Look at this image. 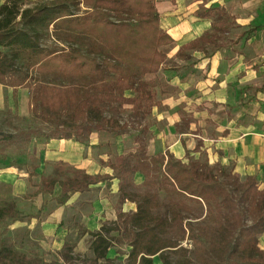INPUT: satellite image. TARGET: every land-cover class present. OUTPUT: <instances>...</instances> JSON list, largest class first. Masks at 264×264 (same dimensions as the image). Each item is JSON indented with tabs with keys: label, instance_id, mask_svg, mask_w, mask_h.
<instances>
[{
	"label": "rangeland",
	"instance_id": "374dc122",
	"mask_svg": "<svg viewBox=\"0 0 264 264\" xmlns=\"http://www.w3.org/2000/svg\"><path fill=\"white\" fill-rule=\"evenodd\" d=\"M5 1L0 0V4ZM51 1L25 0L24 3L25 6H34ZM202 1L206 3V0H154L163 28L174 30L179 23L176 21L167 25V19H181L184 22V26L180 27L183 34L194 26L193 22L187 21L192 9L203 5ZM73 12L81 15L84 10L73 7ZM235 19L228 11L219 9L214 21L228 23L227 33L206 31L203 35H208L207 39L203 40V35L198 37L193 47L183 49L179 55L178 42L162 46L167 57L159 72L134 77L132 88L123 93L115 83V72L109 66L117 60L95 35L59 23L42 31L40 42L43 47L57 53H81L93 60L98 70L92 74L46 72L37 64L30 67L32 61L24 56L16 61L0 82V264H70L62 258L61 251L68 238L75 240L77 222L97 230L102 223L115 220L119 212L136 210V204L124 199L119 189L113 193L116 190L114 182L111 188L103 182L79 192V195L73 192L64 205L57 199L61 193L59 184L55 186L54 194L47 192V186L42 193H37L42 185V176L62 180L73 176L78 169L67 163L42 158V146L46 141L61 137L67 130L90 146V152L105 167H120L125 161L135 163L142 158L149 176L138 172L131 180L121 181L118 178L119 187L124 184L126 191L134 195H153L155 213L169 222L179 212L184 222L191 221L196 226L207 227L206 236L209 239L219 234L218 223L222 222L229 228L230 239L239 234L241 226L253 224L256 218L253 208L241 201L239 183L245 175L236 172L233 164H223L214 158L213 153L221 154L218 148L210 145V135L215 137L220 117H238L240 122H245L247 118L251 120L252 115L248 111L240 109L237 112L234 107L246 106L256 99L257 89L264 84V74L256 76L250 88L243 89L244 96L235 106L228 108L229 105H226L225 109H220L219 104H215L210 112V99H202L209 94L210 85L202 89L196 82L208 79V66L200 71L190 69L199 56L209 57L218 44L239 41L242 30L234 25ZM123 21L135 22V19L124 14ZM210 35L215 37V43L210 42ZM252 38L249 35L245 42ZM3 50L11 52L9 48ZM232 51L243 55L248 63H255L253 66H260L257 62L261 56L257 49L243 46L232 48ZM138 91L154 92L158 105L148 108L136 101ZM198 95L199 98L194 97ZM87 103L99 106L105 117L118 120L123 128L113 130L84 113H76L71 118L69 112L74 107L84 108ZM170 153L175 159L191 162L203 171L207 166H213L216 179L234 199L240 218L233 216L230 204L223 201L222 196L206 201L177 191L161 165L152 160V157L168 158ZM112 171L116 174L114 169ZM235 173L239 174L238 180H234ZM254 174L258 177L260 188H263L264 168L256 169ZM44 203L47 204L46 209L31 218ZM96 208H99L96 216L90 217ZM82 212L85 215L80 216ZM63 220L65 225H61ZM68 226L72 229L71 236H68ZM114 234L118 235L117 232ZM163 236L180 239L181 245L188 248L187 257L192 264L222 260L219 253L210 248L209 239L206 240V249L198 251L192 240L187 235L182 239V233H177L171 224L164 230ZM90 240V236L85 235L78 242L75 253L90 259ZM258 242L264 249V233L258 236ZM4 247L8 250L2 253ZM130 250L131 246L126 242H119L110 249L109 256L117 257L121 264H129L127 254ZM167 254L172 260L180 257L174 251ZM154 261L155 264L162 263L158 256L154 257ZM90 264L94 262L90 261Z\"/></svg>",
	"mask_w": 264,
	"mask_h": 264
},
{
	"label": "trees",
	"instance_id": "16d2710c",
	"mask_svg": "<svg viewBox=\"0 0 264 264\" xmlns=\"http://www.w3.org/2000/svg\"><path fill=\"white\" fill-rule=\"evenodd\" d=\"M24 1L6 0L0 4V82L15 66L16 61L24 56L32 61L30 67L37 64L39 69L46 72L92 74L98 70L95 62L81 53H57L41 45L42 31L57 23L87 30L113 53L117 62L109 63V66L115 72V83L122 93L132 88L134 77L159 72L167 57L161 47L174 42L172 35L162 26L161 15L154 0H52L34 6H25ZM73 7L83 8L84 12L78 15L73 12ZM216 11L215 7L200 5L194 15L201 19H210ZM124 14L133 16L135 22L123 21ZM228 25L215 23L213 26L217 31L224 32ZM207 36L203 35L202 39H207ZM195 44V41H192L181 46L177 54ZM4 48H9L12 53H5ZM136 101L144 103L148 108L158 105L156 95L151 91H138ZM76 113H84L93 121L103 122L113 130L123 128L118 120L105 117L102 109L95 104L87 103L84 108L74 107L69 115L72 118ZM57 138L81 141L71 130ZM152 160L161 165L177 191L206 201L222 196L223 201L230 204L233 216L240 218L234 199L216 179L213 166H207L203 171L191 162L175 159L172 153L168 158L152 157ZM111 168L116 174H89L85 169H75L73 176H66L62 180L42 176V185L37 193H42L47 186V192L54 194L55 186L59 184L61 193L57 199L64 205L73 192H84L93 185L104 182L111 188L115 178L121 181L131 180L138 172L149 176L142 158L135 163L125 161L122 166ZM224 169L228 170L226 166ZM238 176L239 174L235 173L234 180H238ZM239 187L241 201L250 204L256 214L253 224L241 226L239 234L230 239L229 228L222 222L218 223L219 234L209 239L206 236L207 227L196 226L191 221L184 222L179 212H176L169 222L155 213L156 201L153 195L130 194L122 184L119 187L121 195L135 203L136 210L130 213L119 212L115 220L102 223L97 230H91L83 223L77 222L76 238L74 241L69 238L65 241L61 251L62 258L70 264H90V261L94 264H121L117 257L109 256V251L117 243L126 242L131 246L127 254L129 264H155V256L161 259V264H192L187 257L188 248L181 245L180 239L163 236L164 230L171 224L177 233H182V239L187 235L198 251L205 250L206 240H210V248L222 258L221 261L210 264H264V249L260 248L258 242V236L264 233V187L260 188L255 174H246ZM46 207L47 204L44 203L38 213L30 217H37ZM83 215L85 213H80V216ZM61 225H65L64 220ZM67 229L68 236H71V227L68 226ZM115 232L118 235H115ZM85 235L91 238L90 259L75 253L78 242ZM4 249L2 253L8 250L5 247ZM168 251H174L180 257L172 260L167 254Z\"/></svg>",
	"mask_w": 264,
	"mask_h": 264
},
{
	"label": "crops",
	"instance_id": "0c3cea01",
	"mask_svg": "<svg viewBox=\"0 0 264 264\" xmlns=\"http://www.w3.org/2000/svg\"><path fill=\"white\" fill-rule=\"evenodd\" d=\"M203 5L215 7L217 11L219 9L228 11L236 17L234 25L240 26L239 29L242 30L237 43L218 44L209 57L199 56L197 63L190 67L191 70L200 71L208 66V70L206 69L208 79L196 80V82L197 86L202 89L210 85L209 94L202 96V99H210V112H212L215 104H219L220 109H225L226 105H229L228 108L235 106L244 96L243 89L250 88L256 76L264 74V0H206ZM198 7L199 5H196L190 12L187 22H193L194 26H191L192 29L187 34H183L180 29L184 26L181 19H167V25L176 21L179 23V26H175L174 30L165 28L172 35L174 41L178 42L179 48L196 40L206 31L225 34L229 30L217 31L213 25L225 22H215L214 17L210 19L196 17L194 12ZM171 31L174 32V35ZM249 35L253 38L246 43L245 39ZM214 39L215 37L210 35V42L215 43ZM243 46L258 50L261 58L257 63L260 66H253L255 63H248L247 58L232 51V48ZM199 95L194 97L199 98ZM240 109L248 111L252 115L251 120L247 118L245 122H240L238 117H220L219 124L215 127V137L210 135V145H214L220 150V156L219 153H213L216 160L219 159L227 165L233 164L234 170L238 173L254 174L256 169L263 170L264 168L262 165L264 161V84L257 89L256 99L250 101L246 106L234 107L237 112ZM42 147V158L45 161L67 163L78 169H85L89 174H114L111 167L101 165L100 160L90 152L91 147L84 142L73 138H52L46 141ZM113 182V185H116V190H113V193H117L119 179L115 178ZM76 194L79 195V192ZM98 211L99 208H96L90 217L96 216L95 213Z\"/></svg>",
	"mask_w": 264,
	"mask_h": 264
}]
</instances>
